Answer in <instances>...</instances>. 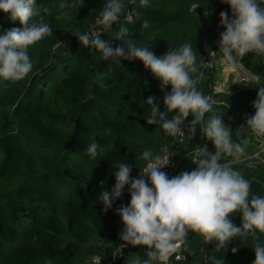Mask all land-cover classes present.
I'll use <instances>...</instances> for the list:
<instances>
[{
  "label": "trees",
  "instance_id": "16d2710c",
  "mask_svg": "<svg viewBox=\"0 0 264 264\" xmlns=\"http://www.w3.org/2000/svg\"><path fill=\"white\" fill-rule=\"evenodd\" d=\"M37 3L40 16L34 21L42 19L52 33L30 46L33 68L24 79L0 81V264H46L49 260L51 264H90V256L110 259L124 243L119 235L123 225L115 208L127 205V186L108 211L101 212L100 203V192L110 190L115 182L112 173L117 165H132V176L145 163L139 159L144 150L161 155L174 147L176 136L146 123L150 106L144 103L153 96L159 110L166 111L163 96L169 86L161 90L159 80L139 60H120L118 64L79 43L76 37L99 17L106 0ZM225 4L224 0H150L145 6L135 0L127 6L130 22L121 19L120 24L97 31L116 46L123 41L116 39L115 33L120 26L128 27L131 37L158 57L192 42L195 63L202 73L196 86L205 95L212 72L201 68V56L214 43L215 23ZM145 20L149 27L142 30ZM12 27L21 25L0 12V32ZM69 39L73 42L62 52L57 44ZM217 52L221 54L218 47ZM241 61L264 77V59L254 52L246 53ZM257 88L233 85L230 93L217 95L226 103L220 108L232 115L234 111L253 115ZM175 111L168 112L167 118ZM209 115L205 114L190 139H184L178 152L190 151L201 140V123ZM185 133L187 137L186 129ZM230 137L247 151L253 150L251 143L242 140L246 136L237 135L234 128H230ZM93 140L100 153L95 161L84 152ZM207 149L215 151L210 144ZM228 164L249 181L250 198L253 194L264 196V162ZM62 169L81 180L69 179ZM228 218L234 226H241L239 209ZM257 242L264 244V233L257 232L247 240L235 236L225 249H217L215 241L206 242L189 230L182 247L184 259L177 264H212L211 256L222 258L223 264H253L252 248ZM137 258H146L143 245L128 248L126 255L112 264H131Z\"/></svg>",
  "mask_w": 264,
  "mask_h": 264
},
{
  "label": "clouds",
  "instance_id": "9594fccd",
  "mask_svg": "<svg viewBox=\"0 0 264 264\" xmlns=\"http://www.w3.org/2000/svg\"><path fill=\"white\" fill-rule=\"evenodd\" d=\"M134 2L106 0L96 23L76 38L81 45L98 51L103 59L113 58L118 64L120 60H139L159 80L161 90L169 86L163 96L166 111L159 110L153 96L144 101L150 106L146 115L147 124L159 125L169 136L190 139L198 123L205 120L206 113H210L202 131L203 137L211 140L213 145H210L215 151H209L206 145L194 148L191 159L196 167L171 177L161 170L169 164V156L154 155L150 149L140 154L139 159L145 164L136 177L130 175L132 165L119 163L112 173L114 184L110 190L100 192L101 212L111 209L127 186L130 197L127 205L115 208L123 225L119 233L124 242L122 247L143 245L147 254L145 259L137 258L131 264H168L172 256L178 261L184 259L182 246L186 244L189 230L200 234L206 242L215 241L217 249H225L235 236L247 240L249 236L255 237L257 232L264 233V196L253 194L250 198L249 181L239 170L221 162L224 154L238 160L244 148L230 137L229 129L234 128L233 123L228 128L221 115L213 114L214 107L196 86L202 73L198 72L195 63L196 52L192 42H185L158 57L147 45L138 44L131 37L128 27L120 26L115 33L116 39L123 41L116 46L99 35L97 26L108 30L114 23L120 24L121 16L130 22L132 16L126 5ZM139 2L147 6L150 0ZM224 2L229 5L231 15L223 11L219 13V23L223 27L217 42L222 53L221 62L235 66L246 53L264 54V7L257 6L264 5V0ZM0 12L6 14L10 21L18 20L21 25L0 32V81L16 82L32 71L30 46L45 35H51L52 28L42 19L34 21L33 18L40 16L37 0H0ZM148 27V21H143L141 29ZM252 107L254 114L247 118L246 124L257 137H264V87L257 88ZM174 109L175 113L167 118V113ZM224 113L227 118L232 116L235 119L233 115ZM189 114L192 119L185 124ZM236 125L242 135L239 125ZM244 139L255 148L252 138ZM84 152L95 161L100 154L98 142L93 140ZM237 209L242 213L239 227L228 218V214ZM252 249L253 264H264V244L257 242ZM231 251L235 253L237 248L233 247ZM100 259L99 256L89 257L90 264H99ZM209 259L212 264H223L222 258L211 256ZM46 264H51V261H46Z\"/></svg>",
  "mask_w": 264,
  "mask_h": 264
},
{
  "label": "built area",
  "instance_id": "2783aa9c",
  "mask_svg": "<svg viewBox=\"0 0 264 264\" xmlns=\"http://www.w3.org/2000/svg\"><path fill=\"white\" fill-rule=\"evenodd\" d=\"M258 4L257 6H259ZM222 11L231 15L230 7L228 4L222 6ZM219 19H217L214 27V43L208 51L204 52L201 56V68H208L212 72V80L211 84L209 85V90L205 94V96L209 99V102L212 106L220 107L225 105V101L219 98L217 95L221 93H230L231 87L233 85H251L252 87H260L263 86L264 77L260 74L255 73L248 67L244 65V63L238 59V62L235 66L226 65L221 62V54H218L217 47H218V39L219 33L223 31V27L219 23ZM215 52V54H213ZM258 57L264 59V54L255 53ZM220 68L224 73V82L214 80V76L216 70ZM233 116L236 119V123L239 127L243 128L246 133H249L253 138V142L261 143L258 148H254L253 151L249 152L248 155L246 154V149L244 148V152L240 155L238 160H235L234 157L230 155H222L223 163H231V162H241L243 160H256L259 162H264V137H257L251 128L246 124L247 118L251 115L246 112H238L234 111ZM232 115V114H231ZM192 118L191 114L185 118ZM203 123H201L200 132H201V140L195 145L194 148L211 144L210 140L203 137L202 131ZM230 128V127H229ZM230 130V129H229ZM240 136V134H238ZM244 138V137H243ZM184 137L176 136L175 142L173 143L174 147L168 148L164 151L161 155L169 156V164L165 165L161 170L164 171L169 177L175 176L182 171H191L195 163L192 161L191 156L192 152H194V148L190 151H181L178 152L177 148L184 143ZM245 140V139H242ZM145 164V163H144ZM144 164L142 166H144ZM141 166V167H142ZM140 167V168H141ZM139 168V169H140ZM139 169L132 175V177H136L139 175ZM135 245H126L122 247L120 245L113 253L110 259H100L99 264H112L117 260L121 259L125 252H127L128 248H134ZM183 247V246H182ZM183 255V254H182ZM97 256V255H95ZM177 261L174 256L169 257L168 264H177ZM180 261V260H179Z\"/></svg>",
  "mask_w": 264,
  "mask_h": 264
},
{
  "label": "water",
  "instance_id": "95a60500",
  "mask_svg": "<svg viewBox=\"0 0 264 264\" xmlns=\"http://www.w3.org/2000/svg\"><path fill=\"white\" fill-rule=\"evenodd\" d=\"M128 5H129V4L126 5L127 10H128V7H127ZM258 7H264V5H259ZM120 19H123V16H121ZM213 114H225V113L223 112L222 109L214 108V109H213ZM228 118H229V119L231 120V122L233 123L235 131L239 134V130H238V127H237V125H236L235 119H234L232 116H228ZM210 142H211V140H210ZM246 142H249V141H246ZM253 143H254V145H255V148H258V147L260 146V144H261V143H256V142H253ZM211 144H212V142H211ZM212 145H213V144H212ZM62 173H63L66 177H68L69 179H71V180H73V181H75V182H78V181L81 180V179L78 178L77 176L72 175L71 173H69L66 169H62ZM146 256H147V254H146Z\"/></svg>",
  "mask_w": 264,
  "mask_h": 264
},
{
  "label": "crops",
  "instance_id": "0c3cea01",
  "mask_svg": "<svg viewBox=\"0 0 264 264\" xmlns=\"http://www.w3.org/2000/svg\"><path fill=\"white\" fill-rule=\"evenodd\" d=\"M214 80L222 81V83L224 82V73H223L222 69L218 68L216 70V73H215V76H214ZM219 115H221L222 122L225 123V125L229 128L231 126V123L232 122L226 117V115H224V114L223 115L222 114H219ZM240 131H241V133L243 135L246 136L247 139H250V138H248V136H250V134L244 132L245 130L243 128L240 127ZM251 138H253V137L251 136ZM126 253L124 255H126Z\"/></svg>",
  "mask_w": 264,
  "mask_h": 264
},
{
  "label": "rangeland",
  "instance_id": "374dc122",
  "mask_svg": "<svg viewBox=\"0 0 264 264\" xmlns=\"http://www.w3.org/2000/svg\"><path fill=\"white\" fill-rule=\"evenodd\" d=\"M132 8H134V5H132ZM99 17H96L91 23H90V26L91 25H93V24H95L96 23V21H97V19H98ZM112 26V25H111ZM110 26V27H111ZM89 29V28H88ZM97 29H99V30H101L102 29V26H97ZM102 31H106V30H102ZM71 42H73V40L72 39H69V40H67L66 42H64V43H58L57 45L59 46V47H61L62 48V52H65L68 48H69V44H71ZM56 48H57V46H53L52 47V50L53 51H56ZM206 51H208V50H206ZM205 51V52H206ZM63 53H61V55H62ZM221 55H222V53H221ZM200 64H201V62H200ZM263 84H264V81H263ZM254 149V148H253ZM167 150V149H166ZM253 151V150H252ZM246 154L248 155V151H246ZM96 243H98V241L96 242ZM133 260H135V259H133ZM132 260V261H133Z\"/></svg>",
  "mask_w": 264,
  "mask_h": 264
},
{
  "label": "bare ground",
  "instance_id": "6f19581e",
  "mask_svg": "<svg viewBox=\"0 0 264 264\" xmlns=\"http://www.w3.org/2000/svg\"><path fill=\"white\" fill-rule=\"evenodd\" d=\"M203 123V122H202Z\"/></svg>",
  "mask_w": 264,
  "mask_h": 264
}]
</instances>
